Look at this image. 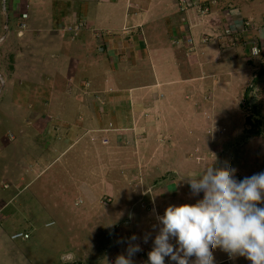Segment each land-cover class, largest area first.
<instances>
[{
  "label": "crops",
  "instance_id": "obj_1",
  "mask_svg": "<svg viewBox=\"0 0 264 264\" xmlns=\"http://www.w3.org/2000/svg\"><path fill=\"white\" fill-rule=\"evenodd\" d=\"M257 3L258 0H219L211 6L212 19H209L199 17L195 10L181 12L178 0H33L35 6H30L33 7L30 13L38 16L31 25L36 31L35 53L28 69L32 66L35 79L15 85L9 80L5 82L3 88L12 95L11 110H17L19 115L16 124L19 138L11 136L16 142L12 143L6 134L0 135V156L12 152L14 156L21 155L27 163L31 162L28 156L34 154V159L31 166L24 165L20 174L16 171L12 180L4 183L3 189L13 190L12 194L0 189V264H60L62 256L68 261L79 256L75 251L76 240L66 241L68 247L60 253L61 249L43 247L45 236H38L39 243L32 241L34 231H26L15 223L14 218L22 209L19 205L10 209L11 201L44 175L47 177L29 197L38 202L43 196L46 200L50 196L57 199L62 189L74 190L76 198L71 208L79 211L81 221L87 222L90 214L94 216L103 208L101 195L107 192L114 195L115 189H138L137 199L132 193H116L119 199L114 202V213L104 217L113 222L112 227L109 224L110 228H106L104 223V231L86 236L95 242L98 259L75 264H114L118 255H127L129 244H139L141 248L132 257L133 264H146L159 231L157 216H162L169 205L194 204L201 199L202 192L192 198L190 193L183 194L190 186L182 179L185 173L198 175L203 169L202 159L207 155L197 148L193 149L194 156L185 151L172 153V148H179L178 143L198 136L197 126L207 124L213 129L210 135L217 140L222 137L218 124L235 119L246 123L240 111L234 109H240L245 84L250 74L255 73L253 65L257 66L260 59L250 55L249 45L258 33L252 32L244 40L240 41L239 37L234 42L215 38L213 33H222L225 9L232 4L240 16L254 21L257 27L263 25L259 23V15L264 10ZM4 9L2 15L15 29L16 17L10 14V19L6 5ZM19 10L15 7L13 12ZM46 14L50 15L48 21L43 18ZM15 71L19 76L21 68ZM49 74L53 79L45 83L43 77ZM36 108L34 115L28 113ZM180 126H186V134L179 140ZM172 137L175 141H171ZM35 143L52 156L50 164L39 160L46 157V151L37 150ZM74 144L73 152L80 147L76 151L80 164L70 159L67 170H53L52 164ZM38 153L40 158H36ZM91 154L97 157V162H90L94 157ZM175 156L189 159V166L172 161ZM211 156L210 153L208 157ZM193 157L196 162L192 161ZM29 173L27 182L25 175ZM75 173L80 175L79 179ZM89 173L99 175L96 184H89V177L84 182V176ZM110 173L114 174L113 180L105 176ZM118 174L128 176L121 179ZM56 176H67L69 184L58 186ZM54 182L57 187L48 190ZM81 182L82 187L78 185ZM89 186L97 190L95 197L90 196ZM120 198L125 203L133 202V207L120 208L124 206ZM54 225V221L44 224L50 230ZM82 231V234L90 232ZM15 233L28 234L29 238L14 240ZM133 235L137 237L135 241L131 240ZM59 236L51 235V238L64 242ZM84 238L82 245L90 248V239ZM172 243L175 245V240ZM9 244L20 252L19 260H11L15 250ZM85 249L83 253H90ZM213 255L215 264H233L227 262L228 254L220 249L214 250ZM165 264L175 262L166 257Z\"/></svg>",
  "mask_w": 264,
  "mask_h": 264
},
{
  "label": "rangeland",
  "instance_id": "obj_2",
  "mask_svg": "<svg viewBox=\"0 0 264 264\" xmlns=\"http://www.w3.org/2000/svg\"><path fill=\"white\" fill-rule=\"evenodd\" d=\"M16 1V0H15ZM246 1V0H244ZM249 1V0H247ZM259 3H257V7H261L262 10H264V0H258ZM6 2V4H4ZM252 2V0H250ZM43 4V3H42ZM6 5V13H8V16L12 14L16 17V27L13 29L11 27V24H8L6 20V16L2 15L4 6ZM179 5V4H178ZM30 6H33V0H18L17 3H14V0H0V121L2 123L0 124V135L6 134L8 139L12 143H16L11 139V136L14 138H19L18 134V129H17V119L19 118V115L17 114V110H11V105H10V97L11 91L9 89L3 88L6 86L8 80L11 82V85H15L18 82L25 83L27 81L33 82L35 79V76L32 77V66L29 71L28 65L31 61V59H34V39L36 36V31L33 30L32 24H33V19L34 17L38 14L30 13V11L33 10ZM15 7L19 8V11L13 12V9ZM232 9H234L237 13L238 12L237 8L232 4L231 6H228L227 9H225L227 12H230ZM5 10V9H4ZM197 15L200 17V13L198 10H196ZM234 12L231 13L232 15V20L233 17L235 18ZM212 13L210 12L208 15H203L205 17H208L209 19L211 18ZM49 14L43 15V18H45L46 21L49 20ZM260 21L259 23L264 24V11L261 12L259 15ZM10 17V16H9ZM10 19H12L10 17ZM18 19V20H17ZM207 19V18H206ZM212 19V18H211ZM245 19V18H244ZM247 21H252L249 19H245ZM76 22H82V21H76ZM254 22V21H252ZM224 22L221 23L223 25ZM85 25V23H84ZM81 26V25H79ZM75 27H77L75 25ZM257 66L253 65V67L256 69L254 74H250V79L249 81L246 82V88L244 90L243 96L240 100V109L235 108L234 111H240L241 115L240 117L246 119V123H238L237 119L226 122L225 124H218L217 128L219 131V135H222V137H218L217 140H214V136L210 135V131L213 129H209V126L207 124H203L202 126H197V134L194 139L192 140H184L181 143H178L179 148H172V153L177 151L176 153H182L183 151L191 153V156H194V148L200 149L203 152V155H207L206 157H203L202 163L203 167L206 164L211 163V161L214 159L215 151H218V155L215 154L217 160H216V165L217 167H230L234 168L235 171V177L238 180H242L244 177L251 176L253 174H258L260 172H264V57H260L259 61L257 62ZM17 67L21 68V73L19 76H17L18 71H15ZM254 69H251L253 71ZM53 78L50 76L43 77V80H45V83L50 82ZM44 83V84H45ZM6 109V110H5ZM37 112V108L34 110H29V114L34 115V113ZM232 112V111H231ZM15 117H14V116ZM252 119V124L247 123L248 118ZM26 118V129L29 125V116L25 117ZM22 118L20 117V120ZM22 121V120H21ZM58 123H61L57 121ZM182 128L183 126H180L178 130V135L179 140L183 138L186 134V126L183 128L184 133H182ZM226 130V131H225ZM225 131V132H224ZM222 134H221V133ZM224 133V134H223ZM174 136V137H177ZM211 136V137H210ZM171 138V137H169ZM168 138V140H169ZM28 140V139H27ZM167 140V142H169ZM29 141V140H28ZM171 141H175L172 140ZM32 145L34 144L33 141H31ZM105 144V143H104ZM172 147V144H170ZM36 146L37 150H41V152L46 151V157H42L43 164L47 163L50 164L52 162L51 158L52 156L49 155V152L47 150L43 151L42 148L35 143L34 147ZM75 146V144L68 150L65 154L61 155L59 159L52 164L53 170L56 168L60 171L63 172V170H67L68 168V163L71 159L73 163L79 160L78 154L76 151L80 147L77 148L74 152L72 151V148ZM33 147V146H32ZM39 147V148H38ZM168 147V148H171ZM181 149V150H180ZM58 151V150H57ZM59 153V151H58ZM199 152L197 151L195 154H198ZM211 157H208L210 155ZM48 155V156H47ZM93 154H91L92 156ZM94 156V155H93ZM27 157V156H26ZM41 154H37L36 158H40ZM177 156L171 158L172 161L175 163L177 160L184 166L188 167V161L189 159H182V158H176ZM28 158H31V162L27 163L23 161V158L21 155L19 157L14 156L12 152H8L3 154V156H0V189L2 191H6L7 194L13 193V190L7 191L4 190L3 188L5 187L4 183L6 181L12 180L13 174L16 171L20 172L23 169L24 165H30L32 164V160L34 159V154L31 156H28ZM97 157L94 156L90 159V162H97ZM53 159V158H52ZM51 160V161H50ZM192 161L196 162V159L193 157ZM78 165L80 164V161H78ZM3 170L4 173L2 172ZM186 172V171H185ZM184 172V173H185ZM86 174L84 176V182H86V179L89 177V184H96V179L99 175L97 174ZM116 175V174H115ZM119 175V174H118ZM188 173H185L184 176H187ZM16 176V175H14ZM26 181L28 182L30 180L31 174H26ZM78 179L79 176L78 173L75 175ZM107 180H113L114 174H106ZM117 176V175H116ZM128 175H119V177L122 178H127ZM47 176L44 175L42 176V180H44ZM58 178V176H56ZM91 178L94 180L91 181ZM59 179L58 186H65L69 184L67 180V176H61ZM42 180H37L36 182H33L30 184V186L27 187L25 192L21 191L20 192V197L18 199H15L14 201H11V206L10 209H13L17 207L18 205L22 209L20 210V213L17 214V217L14 218L16 220L15 223H18V226L23 228L26 231H34L33 234H35V239L33 238L32 241L38 240L41 241L39 237H46L43 238L45 240V244H43V247H50L52 246L54 248V251H57L61 249V251L65 248L68 247L66 241L68 242L69 240H76V247L75 251L77 250L78 252V258L73 259L71 261L66 260V258L61 260L60 264H75L78 261L80 262H85V261H90L93 263L95 259H98V254H97V246L94 244L95 242H92L93 239H90V242L92 243L90 245V248H86L83 246V242L81 243L82 238H86V236H92L93 234L99 233V231H104L108 225L110 224V227H112L113 222L111 220H104V217L107 214H112L114 213V202L116 201V193L117 194H123V193H128V194H135L134 198L137 199L140 194V191L137 189H131L130 191H125V190H120V189H115L114 195H108L105 193L104 195H101L100 197V204L103 205V208L98 209L96 215L90 216L87 218L89 219L87 221H81V217L78 214L79 211H73L71 208V203L72 201L76 198L74 196V190H67L62 189L61 194H59V197L56 199L55 196H50L47 197V200L42 198V200L35 201L33 198H30V194L35 192L34 190L40 184ZM61 184V185H60ZM80 187L83 186L82 182L79 183ZM82 185V186H81ZM91 186V185H90ZM89 186V187H90ZM135 186V185H134ZM133 186V187H134ZM54 187H57L56 183H51L48 186V190H53ZM80 187L77 188V191L80 192ZM132 187V186H130ZM137 187V186H136ZM138 188V187H137ZM189 189L188 191L185 189L183 190V194H188L190 193L189 196L191 198L193 197L191 191ZM95 188L90 187V196H94ZM18 192V191H17ZM15 192V193H17ZM37 195L41 194V191L38 189L37 190ZM114 196V197H113ZM95 197V196H94ZM188 197V196H187ZM185 198L189 200V198ZM201 199L203 198V192L201 194ZM26 199H30V201H26ZM107 199H111V202L105 204ZM115 199V200H114ZM134 199V200H135ZM78 203L80 202L79 199ZM23 201H25V204H23ZM120 202L124 204V206H120V208L128 210V207H133V202L132 204L130 203H125L124 198H120ZM52 203V204H51ZM56 204V205H55ZM51 205V206H50ZM55 205V206H53ZM259 207H264V204L258 205ZM19 208V207H18ZM43 208H46V212ZM52 208V209H51ZM56 209V210H54ZM149 209V208H148ZM44 210V211H43ZM74 212V213H73ZM44 214V215H43ZM4 214H2L3 216ZM112 217V216H111ZM77 220V221H73ZM46 221H54L55 225L53 226L52 230L46 228L44 226ZM73 221V223H72ZM50 223V222H49ZM104 223L106 224V228L104 226ZM109 227V228H110ZM82 229L89 230L90 232H86L85 234H82L81 231ZM70 231V234L67 235L66 232ZM53 232V233H52ZM83 232V231H82ZM60 235L61 241H57L56 238H51V235ZM73 235L74 237H72ZM37 236V237H36ZM64 236L66 238H64ZM69 238H68V237ZM57 237V236H56ZM84 238V239H85ZM86 238V239H88ZM9 246L13 250H15L12 253V258L11 260H19L20 252L16 251L13 245L9 244ZM84 247V248H83ZM86 250L87 252L90 251V253H83V250ZM18 253V254H17ZM60 253H63L60 252ZM64 255V254H63ZM43 257V256H42ZM64 257V256H62ZM84 259V260H83ZM228 263H233V264H251V261L245 259L244 257H237L235 259H228Z\"/></svg>",
  "mask_w": 264,
  "mask_h": 264
},
{
  "label": "clouds",
  "instance_id": "obj_3",
  "mask_svg": "<svg viewBox=\"0 0 264 264\" xmlns=\"http://www.w3.org/2000/svg\"><path fill=\"white\" fill-rule=\"evenodd\" d=\"M259 51L253 49V56ZM213 155L198 175L182 179L193 196L203 192V198L194 204L169 205L157 216L159 231L146 264H165L166 257L175 264H215L216 249L230 259L244 257L251 264H264V207L258 206L264 204V172L238 180L234 168L215 166ZM126 251L114 264H133L132 257L141 248L129 244Z\"/></svg>",
  "mask_w": 264,
  "mask_h": 264
},
{
  "label": "built area",
  "instance_id": "obj_4",
  "mask_svg": "<svg viewBox=\"0 0 264 264\" xmlns=\"http://www.w3.org/2000/svg\"><path fill=\"white\" fill-rule=\"evenodd\" d=\"M219 0H178L179 9L181 12H188L190 10H198L200 15H208L211 12V6L217 5ZM233 9L230 12L225 13L226 22L222 25V33H213L216 38L232 39L233 42L240 37V41L244 40L247 36H250L252 32L258 33L257 37L253 36L250 40V55L252 57H264V24L256 26L254 22L245 20L239 13L235 14V18L232 20ZM215 34V35H214ZM192 44V41L189 40ZM259 48V55L253 56V49ZM111 202V199H107L105 204ZM29 235L24 233H15L12 239H28ZM110 264V263H108Z\"/></svg>",
  "mask_w": 264,
  "mask_h": 264
},
{
  "label": "trees",
  "instance_id": "obj_5",
  "mask_svg": "<svg viewBox=\"0 0 264 264\" xmlns=\"http://www.w3.org/2000/svg\"><path fill=\"white\" fill-rule=\"evenodd\" d=\"M247 123L250 125V124H252V119L249 117L248 119H247Z\"/></svg>",
  "mask_w": 264,
  "mask_h": 264
}]
</instances>
